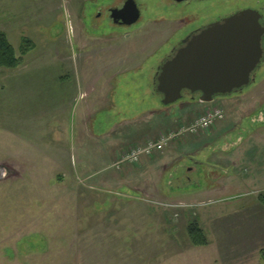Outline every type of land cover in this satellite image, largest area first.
<instances>
[{
  "label": "rangeland",
  "instance_id": "1",
  "mask_svg": "<svg viewBox=\"0 0 264 264\" xmlns=\"http://www.w3.org/2000/svg\"><path fill=\"white\" fill-rule=\"evenodd\" d=\"M123 1L0 0V31L23 62L0 68V264H158L157 252H172L167 237L156 241L163 218L187 230L197 221L211 235L208 247L189 246L185 262L170 264H262V241L237 242L235 225L243 205L264 193V70L243 92L195 103L196 118L218 108L224 119L178 136L150 169L146 157L115 167L128 139L113 147L102 135L112 125L100 122L109 120L113 97L125 113H162L157 127L194 105L188 96L162 104L154 84L160 62L197 25L234 8L264 12V0H138L142 17L133 26L109 19ZM208 189L227 200L205 197ZM144 233L153 235L143 241Z\"/></svg>",
  "mask_w": 264,
  "mask_h": 264
},
{
  "label": "water",
  "instance_id": "2",
  "mask_svg": "<svg viewBox=\"0 0 264 264\" xmlns=\"http://www.w3.org/2000/svg\"><path fill=\"white\" fill-rule=\"evenodd\" d=\"M116 23L133 25L140 11L133 1L112 11ZM262 15L243 10L188 38L156 75V92L165 106L184 98L213 104L216 98L243 92L256 81L264 50Z\"/></svg>",
  "mask_w": 264,
  "mask_h": 264
},
{
  "label": "crops",
  "instance_id": "3",
  "mask_svg": "<svg viewBox=\"0 0 264 264\" xmlns=\"http://www.w3.org/2000/svg\"><path fill=\"white\" fill-rule=\"evenodd\" d=\"M44 91V89H41V91H39V93L37 94V98L42 97L43 100H45L46 96L45 94L42 92ZM89 91H87L88 93ZM96 89L92 88V90L89 92V95H95ZM92 97V96H91ZM120 102H118L115 97L112 98V101L110 103L111 107L109 110V120L105 121V122H100V125L103 126L105 123H108L112 125V127L110 128V130L108 132L103 133L102 135H110L109 137L112 138V140L110 141V145H112L113 147H119V143L122 141H124L125 139H128V145L122 150V154H124L125 152H127L130 148H132L133 146L136 145H140V144H145L146 142H148L149 140L152 139H157L159 136H161V134L170 131V129H172V127H175V125L177 126L179 123H183L184 121H192V119L194 120L196 118V109L198 110L199 108V103L192 105V106H187V108L185 109H181V113L178 115L176 114V118H171V117H166L162 120V124L160 125V127H157V122L159 121V119H161L164 115H162V113L155 112L154 114H150L149 117L146 116V114L148 113L147 110V106L143 107V110L141 112H138V110L136 111H127L126 113L123 112V104L121 106L118 104ZM98 106V104H97ZM92 108V104L89 106V110ZM118 109L121 111V115H115L118 118L115 120L114 118V113L115 110ZM104 111H108L107 108L106 109H102ZM100 110V112L102 111ZM119 114V113H118ZM82 115V114H81ZM82 117V116H81ZM98 120V119H97ZM101 136V134H100ZM120 150V149H119ZM259 150V149H257ZM260 151H262V149L260 148ZM164 153V152H163ZM161 153V154H163ZM161 159L160 156L158 157H147L145 158L141 163L142 165H145L146 167H148L150 169L149 166H151V164L155 165L157 163V160ZM147 169V168H146ZM127 181L130 180V178H125ZM253 182H258L257 178H253L252 180ZM219 192L218 190L215 189H208L205 192V197L209 198V197H214V195H212L213 193ZM227 192V191H226ZM226 192H223L224 194H226ZM212 193V194H211ZM220 193V192H219ZM217 197H220L221 199H215L217 201H221L224 202L227 200L226 197H222L220 194L215 195ZM216 202V201H215ZM196 206V205H195ZM244 209H242L240 211V214L242 215V218L240 221H238V223L235 225V229L238 232L237 235V242L239 241L240 243H247L248 246L252 245L254 242H258V240H261L262 243L261 245L255 247V252L258 254L260 252V256L262 257V251H264V206H262V204L257 201V198H255V200H251L250 202H246L243 207ZM210 213H212L213 215H215L214 211H210ZM167 213H164V215ZM215 217H213L208 223L212 222L215 223L214 220ZM217 225V224H216ZM161 226L164 228L163 232H160L157 236H159L156 241L158 240H162L161 242H163L165 239H169L172 244H170V246L172 247V252H170V255L167 256L166 258L161 259L162 257H165L167 255L166 250H161L160 252L156 253L157 256V260L158 264H170L172 262H177V260H184L185 262V254H188L189 252V246L191 247L190 251L192 252L194 249V246L192 244H190V240L188 238V230L186 228V225H178L175 223L169 224L168 221L165 220V218H163V223L161 224ZM202 227V226H201ZM211 230L214 234L216 227L212 224H210ZM203 228V227H202ZM203 230H206L205 228H203ZM150 232H153L151 230H148ZM156 232L158 230H155ZM180 231L182 232L180 234ZM166 232V233H165ZM206 233V232H205ZM155 234V232H154ZM153 235L152 233H147V234H141L140 236H142V240L143 241H148L150 240V236ZM211 236V235H208ZM207 236V237H208ZM167 237V238H165ZM180 239H183L184 242L187 241V247L183 248V249H178L179 247L176 246V244L179 242ZM209 239V237H208ZM140 241V240H139ZM125 241H123L124 243ZM210 244L212 243L209 239ZM209 244V245H210ZM178 245V244H177ZM208 245V246H209ZM207 246V247H208ZM177 250V251H176ZM180 250V251H179ZM152 251V250H149ZM154 254V253H152ZM154 257V256H152ZM188 259V258H187ZM154 261L153 259L150 260V262ZM263 262V260H262ZM258 264V261H257Z\"/></svg>",
  "mask_w": 264,
  "mask_h": 264
},
{
  "label": "built area",
  "instance_id": "4",
  "mask_svg": "<svg viewBox=\"0 0 264 264\" xmlns=\"http://www.w3.org/2000/svg\"><path fill=\"white\" fill-rule=\"evenodd\" d=\"M224 119V112L218 108L208 109L198 116L189 126L177 131H168L162 134L157 140H149L146 144L136 145L130 148L122 159L115 164L120 169L123 164H139L143 158L153 156L155 153L163 152L165 148L181 135H197L202 131H207L216 122ZM179 207V206H175Z\"/></svg>",
  "mask_w": 264,
  "mask_h": 264
},
{
  "label": "trees",
  "instance_id": "5",
  "mask_svg": "<svg viewBox=\"0 0 264 264\" xmlns=\"http://www.w3.org/2000/svg\"><path fill=\"white\" fill-rule=\"evenodd\" d=\"M30 49H31L30 47L28 48L25 46L22 49V54L26 55ZM22 63H23L22 58L18 57L17 52L15 48L13 47V45L10 43L6 33H4L3 31H0V68L16 70L17 68H19V66ZM189 100H192V98H190ZM197 102L199 101L192 100L187 103L193 104ZM257 201H259L262 204V206H264V193H261L257 197ZM188 236H189L191 244L194 247H207L210 244L205 231L203 230L201 225L198 224L197 221H193L189 224ZM262 260H263L262 264H264V251H262Z\"/></svg>",
  "mask_w": 264,
  "mask_h": 264
},
{
  "label": "flooded vegetation",
  "instance_id": "6",
  "mask_svg": "<svg viewBox=\"0 0 264 264\" xmlns=\"http://www.w3.org/2000/svg\"><path fill=\"white\" fill-rule=\"evenodd\" d=\"M128 1H133L137 5V7H138V9L140 11V19H141V17H142V6L139 3V1L138 0H124L123 3L118 8H114V9L111 8L109 10V19L114 24H116V25H122V26H133V25L137 24L140 21V19H139V21L137 23L133 24V25H126V24L121 23V21L119 23H116L115 20L112 18V11L115 10V9H122L126 5V3ZM172 1L174 3H176V4H184V3H196V2L197 3H206V2H211L212 0H172ZM247 9H252V10L258 11L262 15V21H261V23L264 26V12H263L262 9H258V8H240V9L239 8L238 9L237 8H234V9H231V11H229V12L223 14V15H219L217 18H214L212 20L207 19L209 21H205V22L197 25V27H195L191 31H189L180 41H178V42H176L175 44L172 45V47L170 48V51L168 52V54L166 55V57L163 58V60L160 62V65L158 66V68L155 71L154 84L156 85V75L158 74V69L161 67V65L165 61L168 60V58L170 56H172L173 54H175L183 46V43H184V41L186 39L192 38V37H194L196 35H199L204 29H206L209 25H211L213 23L222 21V20H224V19H226V18H228V17H230V16H232V15H234L236 13H239V12H241L243 10H247ZM262 47H263V50H264V37L262 39ZM263 70H264V54H263L262 61H261L260 65L258 66L256 72H255V75H256V81H255V83L258 81L259 72H261ZM189 97L190 98H193V96H191V95H189Z\"/></svg>",
  "mask_w": 264,
  "mask_h": 264
}]
</instances>
